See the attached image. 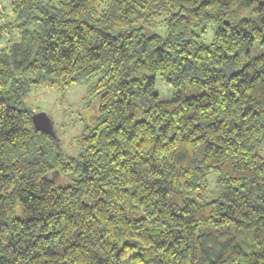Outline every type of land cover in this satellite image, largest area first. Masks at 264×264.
Segmentation results:
<instances>
[{
    "label": "trees",
    "instance_id": "trees-1",
    "mask_svg": "<svg viewBox=\"0 0 264 264\" xmlns=\"http://www.w3.org/2000/svg\"><path fill=\"white\" fill-rule=\"evenodd\" d=\"M0 264H264V0H3Z\"/></svg>",
    "mask_w": 264,
    "mask_h": 264
},
{
    "label": "rangeland",
    "instance_id": "rangeland-1",
    "mask_svg": "<svg viewBox=\"0 0 264 264\" xmlns=\"http://www.w3.org/2000/svg\"><path fill=\"white\" fill-rule=\"evenodd\" d=\"M0 0V7H2ZM257 50V49H256ZM157 92L162 98H168L170 89L160 79L156 85ZM85 84H72L66 89L42 86L32 88L27 103L34 112L44 111L53 122L60 138L61 148L70 154L77 152V135L82 132V112L88 99Z\"/></svg>",
    "mask_w": 264,
    "mask_h": 264
},
{
    "label": "water",
    "instance_id": "water-1",
    "mask_svg": "<svg viewBox=\"0 0 264 264\" xmlns=\"http://www.w3.org/2000/svg\"><path fill=\"white\" fill-rule=\"evenodd\" d=\"M32 121L34 128L36 130L56 135L54 128H53V122L51 121L50 117L47 115L44 111L34 112L32 115Z\"/></svg>",
    "mask_w": 264,
    "mask_h": 264
}]
</instances>
